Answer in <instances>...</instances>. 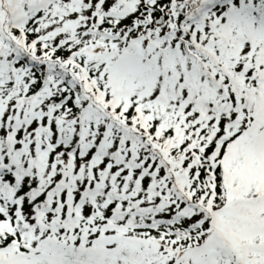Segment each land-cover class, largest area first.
Listing matches in <instances>:
<instances>
[{
	"label": "snow or ice",
	"instance_id": "snow-or-ice-1",
	"mask_svg": "<svg viewBox=\"0 0 264 264\" xmlns=\"http://www.w3.org/2000/svg\"><path fill=\"white\" fill-rule=\"evenodd\" d=\"M0 264H264V0H0Z\"/></svg>",
	"mask_w": 264,
	"mask_h": 264
}]
</instances>
